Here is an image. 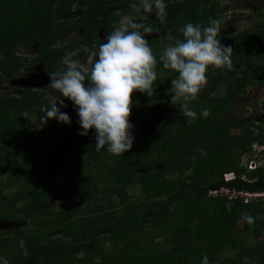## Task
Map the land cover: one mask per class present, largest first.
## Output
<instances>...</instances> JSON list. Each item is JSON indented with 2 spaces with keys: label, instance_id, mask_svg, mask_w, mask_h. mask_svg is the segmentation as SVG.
<instances>
[{
  "label": "trees",
  "instance_id": "16d2710c",
  "mask_svg": "<svg viewBox=\"0 0 264 264\" xmlns=\"http://www.w3.org/2000/svg\"><path fill=\"white\" fill-rule=\"evenodd\" d=\"M64 1L67 4L62 6L55 4L56 0H0V52L6 53V57L0 60V72L2 74L27 64L26 57H16L14 54V50L22 45L29 47L35 41H40L42 51L32 61L34 64L48 50L56 52L51 48L55 39L63 32L69 33L71 31V28H68L71 26H65L59 21L64 22L69 18H77L72 28L86 27L83 39L75 42L77 47L83 49L84 46L91 47L94 44L93 40L97 38L101 28H104L105 32H110L120 19L121 13L133 14V9L131 11L120 9L118 12H111L110 6L112 4H118L122 7L129 6L134 0ZM74 1H79L78 11H66V6L71 5ZM202 1L207 5L204 7H198L196 4L188 5V0L169 1V9L175 6L176 8L168 11L165 22L161 23L156 16L147 22L159 32L171 29L173 41H175L174 36L179 34L181 35L180 38L183 39L182 31H178V29L183 27L185 23L206 25L210 17L219 19L216 14L219 1ZM30 9L31 11H29ZM253 36L264 38V24L255 31ZM240 37L237 36V46L235 49L233 48L231 57L233 68L227 73H222L220 68L210 66L206 74V83L203 86L205 91L202 94L201 92L198 93L209 109L208 117L201 116L197 107L194 108L198 114L197 118L183 117L175 105L168 106V102L171 100L170 93L166 102L163 103L164 105H161L169 111H178V114L173 113L169 125H156L155 118L160 113L159 106L149 111L146 104L149 99L154 98L155 88L172 87L171 81L178 75L172 69H166L164 75L158 74V79L153 84L151 97L139 91L133 93L134 110L139 117L149 120V126L153 125L154 131L149 140L143 141L142 137L137 135L138 132L141 133V128L135 126L133 129L135 135L133 148L125 154L114 155L104 149L97 152L95 149V132L89 131L88 136L79 134L80 126L77 123L79 119L77 111L73 103L67 99V107L62 108V110L67 112L69 116L74 112L76 117L71 119V124L67 125V130L56 126L57 120L52 122L51 120L54 119H49L47 121L41 133L46 135L47 131H51L53 137L50 142H43L47 152L39 160H36L33 156L35 154H32L33 149L22 143V141H26L24 138L26 126L21 114L29 109H36L42 113L41 106L47 105L48 102L42 101L39 96L26 94L22 98L11 97L6 104L0 103V152L2 153L0 167L3 159L7 156L9 158L8 166L0 169V174H6L7 181L19 183L23 180L24 186L21 187H27L28 184L26 183L31 182L30 174L39 163L42 170L47 172L49 180L56 174H64L67 181L70 176L64 172L70 163L76 162V173L79 175L81 169L86 166L85 157H89L91 160H95L94 167L98 170L101 169V175L104 176L102 169H106V179L104 177L102 179L105 186L100 188L106 196L118 194L122 203L127 199L126 188L131 184H141L151 194L160 195L164 193L169 196L167 200H156L151 205L149 203L141 217L131 218L130 221L125 219L129 209H133L137 215V211L141 210L142 206L141 202L136 204L129 202L124 205L121 217H115L110 222H103L104 225L96 228L90 226L87 229L85 227L89 223L95 224L96 222L88 220L87 224L79 227L77 220L81 216L93 215L96 211H90V209L80 211V206L84 199L92 198L97 189L80 195V182L90 183L91 187V181L94 178L90 175L82 176L78 182L73 183L74 189L71 190H66L67 188L64 186H54L46 181L43 183L44 188L42 187L40 191L30 189L31 193L26 196V199L31 198V205H39L52 198H57L62 202L63 207L60 212L61 220L52 229L39 233L36 231L24 232L22 236L28 253L23 256L19 250V255L13 257L10 264H73L76 255L80 252H84L83 257L79 259L80 262L92 263L96 255L103 257V250L98 246L100 235L121 233L149 222L156 223L160 219V222L165 224L163 218L166 219L167 217H163V215L166 214L171 204H174L173 202L177 203L176 209H174L177 217H192L191 207L187 206L189 201L199 207L201 211L197 222L198 234L193 243L199 244V252L189 251L192 242L189 223L188 220L182 221L179 218L181 226L175 223L176 220L172 222V225L170 223L164 225V229L167 226L168 228L175 226L177 229L167 239V241L172 242V247L155 248L148 242L142 251L140 248L127 250L121 257L120 264H201V259L205 254L208 256L210 264H248L244 262L246 255L257 257L258 260L254 264H264V240L255 245H244V239L241 238L243 233L250 229L255 238L261 236L264 227V200L244 202L241 198L231 199L224 195H209V190L221 187L238 191H264V161L255 169H248L247 165L239 162L242 157L250 156L249 153L254 150L253 148L257 143L264 144V140L254 134V129H262V126L253 121L247 126L240 127L239 131L235 133L232 128L239 127V123H222L219 121L220 115L230 109L233 100L239 94L246 92L249 84L254 83L256 79L264 80L263 70L257 75L251 73L254 64H262L251 61L250 55L257 52L253 42L250 38ZM164 40H166L165 35L148 38L152 51L157 43ZM65 52V48H60L58 51L60 57L58 58L62 59ZM258 54L264 55V48L261 49L260 47ZM245 64L247 67L244 72H241L240 69ZM160 68L165 69L161 63H157V72ZM1 77L2 75H0V85L4 80ZM221 77L227 83L225 93L216 97L211 96L214 91H217L218 80ZM206 88L208 89L206 90ZM179 100L178 104L183 102L182 99ZM203 101L201 100V102ZM69 106L73 108L72 112L71 110L68 111ZM189 120H191L190 123H188ZM9 128L11 130H8ZM41 133L39 136L33 137L36 143H38ZM2 144L5 146L3 147ZM198 147L205 149V154L199 152ZM38 148L36 147V150ZM136 151L139 152V155L134 153ZM19 156L23 158L18 159ZM262 158L264 160V156ZM28 161L33 168L26 166ZM94 167L86 166V169L92 171ZM190 169H193L192 180L187 181L188 176H185V173ZM136 171H140L141 175H137ZM231 171L235 172L238 177L226 181L224 173ZM175 173L178 175L177 179L168 177ZM22 174L25 178H20ZM247 175L254 178H249L251 180L244 179L243 177ZM83 188L86 189L87 187L84 186ZM207 194L210 198H215L216 203L212 205V200L215 199L210 200L212 202H205L204 198ZM72 198L77 200L76 205L70 204L69 200ZM203 200L204 203H202ZM115 204H117L115 201H111L109 205ZM150 206L151 208H149ZM211 207H213L212 210ZM2 210L0 207V211ZM246 214L252 216V225L249 227V223L245 221L243 228L239 229L237 221L245 219ZM196 215L198 214L196 213ZM260 215L263 216L259 217ZM4 218L8 217L6 215L0 216V221ZM85 220H87L86 217L84 222ZM17 230L14 229L12 233H5L1 237L0 256L5 252L14 256L18 237L14 236L13 233L18 232ZM60 234L69 236V241L66 242L62 237H57ZM128 240H125L126 244L130 242V239ZM227 248H236L237 252L223 255V251Z\"/></svg>",
  "mask_w": 264,
  "mask_h": 264
},
{
  "label": "rangeland",
  "instance_id": "374dc122",
  "mask_svg": "<svg viewBox=\"0 0 264 264\" xmlns=\"http://www.w3.org/2000/svg\"><path fill=\"white\" fill-rule=\"evenodd\" d=\"M169 1H175V2H180L183 0H166V2ZM219 1V6L222 7L223 4L227 3L228 0H218ZM138 2V0H137ZM234 2V1H233ZM55 4H61L62 6L67 4L64 0H56ZM191 4H196L198 7H204L207 4L202 1V0H188V5ZM257 3L251 0H241V1H236L234 3H231L230 5L233 6H245L242 7V11H246L247 16L245 13H237L234 14L232 13L230 16L226 14V25L222 26L221 24V32L219 33L221 35V38H225L226 42L221 39L224 44H228L233 46V37L238 31H243L244 29H249L251 25H253L255 22L252 24V18L248 17V15H253L258 11V7L256 6ZM77 5H79V1H74L71 5L66 6V11H73ZM248 5V6H246ZM61 6V7H62ZM218 8L216 9V13H218ZM120 9L131 11V8L128 5L125 6H120L118 4H112L110 6V11L111 12H118ZM261 9V8H260ZM61 10V8H60ZM31 11V9L29 10ZM168 11V10H167ZM134 13V10L132 12ZM61 14V13H60ZM152 14H155L153 12ZM152 14H149V16H152ZM123 15H127L125 12L121 13V17ZM223 16V14H222ZM120 17V19H121ZM75 19L77 18H72V19H66V21L59 23H62L65 26H71L68 28H71V31L69 33H64L61 34L58 38L60 39H55L54 43L56 45H64L65 46V55L68 53L72 52L73 50L77 49V45L75 41H78L80 39H83V33L86 31V27H77V28H72L74 26ZM119 19V20H120ZM115 24L113 29L118 25V22ZM224 20V19H223ZM223 23V22H222ZM59 27V26H58ZM57 27V28H58ZM62 27V26H61ZM182 26L178 29V31L182 30ZM60 29V28H58ZM250 31V30H248ZM100 33H98L97 38L93 40V43H97V40L99 41ZM166 34V40H164L162 43H158L157 46H155V51L153 54L155 56L163 54L164 50L172 45L173 42L169 41V38L167 35L169 32L166 33H160V32H155L153 34H149L148 37H159L161 35ZM105 38V35H104ZM178 37L174 36V39L176 40ZM181 39V38H179ZM60 40V42H59ZM252 41V40H251ZM264 43V40H261ZM105 40L103 39V43ZM175 43V42H174ZM94 47H97V46ZM99 48V47H98ZM38 44L36 45H30L29 47L26 46H21L17 49L14 50V54L16 57H26L27 58V64L24 66H19L16 70H9L7 73L2 74L0 72V75H2L1 78H3V83L0 85V103L6 104L13 94L15 93V88L13 89L12 83L14 84V87L18 86L21 87L22 93L19 94L18 98H22L24 95H32V96H39L41 97L42 101L44 102H49V98L51 96L59 97V92L58 90H54L50 87V82L51 79H43L38 80L37 77L39 73H37V69L33 67H37V63L33 65L32 61L37 58L38 54ZM6 57V53L0 52V60ZM252 58V56H250ZM74 59H79L77 51L73 53ZM81 63L83 60L79 59ZM253 63H257L255 59L252 58L251 60ZM158 63L159 60H158ZM263 63V62H262ZM247 67V64L242 66L240 69L241 72H244ZM210 68V67H209ZM209 70V69H208ZM222 73L228 72L229 70L226 68H220ZM262 70L258 65H255L254 70L251 71L252 74ZM18 75L15 77H20L17 80L14 79V75ZM160 75H164L163 72L160 73ZM226 81L221 77L218 80L217 84V91H214L211 96H219L223 95L226 91ZM12 86V87H10ZM208 88H206L207 90ZM26 90V91H24ZM205 91V90H203ZM201 94L203 93L202 90L200 91ZM169 93V90L167 91H158L155 93V99L150 101L148 105V110L154 109L156 106L160 105L164 99L166 98L165 95ZM66 101L67 98L61 97ZM203 99H201L200 95H197L195 100H190L188 102L189 107L194 110L195 107L198 108V110L201 112L202 109L207 108V105L203 102ZM264 82L261 83L259 81H254V83H251L247 86L246 92L239 94V96L233 100L230 109L221 114L219 117V121L222 123H234L237 122L239 123V127L232 128L233 132H238L240 127L242 126H247L250 122H255L258 123L259 125L262 126V129H254V134L255 136L261 138L264 140ZM180 100L178 99L175 101L176 104H178ZM165 103V102H163ZM164 105V104H163ZM173 105L172 101L168 106ZM263 107V108H261ZM159 112L156 115V125H169L172 119L173 113L178 114V111H169L166 107H158ZM22 117L25 120L24 125L26 126V129L24 131V138L26 141H22V143L26 146H30L31 149H33V155L36 160H39L41 156H43L47 151L46 147H44L43 142H50L52 140V133L51 131H47L46 135L41 133V131L44 129V126L41 123V116L42 113H40L36 109H29L27 111L22 112ZM76 117V113L72 114L70 116L71 119ZM130 121L132 124L137 126V128H141V133L138 132L137 135L139 137H142L143 141L144 140H149L151 137V133H153L154 128L153 125L149 126V120L147 118H141L137 114L133 113L131 111L130 115ZM52 122L55 121L51 120ZM191 120L188 121L190 123ZM56 126L63 128L65 130L68 129L67 124L58 122ZM143 128V129H142ZM8 130H11L10 128ZM95 132L94 129L90 130ZM41 133V137L39 138L38 143L35 142V139L33 137L39 136ZM141 134H143L141 136ZM137 144L138 141H136ZM258 142V141H257ZM4 147L5 144H2ZM36 147H39L36 150ZM264 148V144L257 143L254 146V150L249 153L250 156H244L242 159L239 160V162L243 165H245L250 158H255L259 163H263V152H260ZM199 152L202 154H205V149L199 148ZM74 153H76L74 151ZM135 154L139 155V152H134ZM0 156H2V153L0 152ZM22 156H19L18 159H22ZM86 166L89 167H94L95 160H91L89 157H85ZM9 163V158L8 156L3 159L2 166L0 169L6 168ZM39 163V162H38ZM27 167L31 166L30 162H27ZM86 166H84L79 175L76 173L77 170V164L75 161H72L67 167V170L64 173H67L70 178L66 181L65 180V175L64 174H56L50 178V180L47 178V172L45 170H42V167L40 163L36 166V168L32 171L30 174L31 182L26 183L28 184L27 187L22 188L21 186L23 185L22 181L19 183H14L13 181L6 180V174H0V190L2 197L0 198V207L3 209L0 211V216L6 215L8 218H4L2 221H0V240L1 237L5 233H12L14 229H18L16 233H13L14 236L18 237V245L17 247L14 248V253L12 255H9L5 252V254L1 255L6 257L10 262L13 260V257H16L19 255V250L23 256L27 255V249L24 244V237L22 234L24 232H32L36 231L37 233L41 231H45L47 229H52L56 224H59V221L61 220L60 217V212L62 210V202L58 200L57 198H52L50 200L45 201L44 203H41L39 205H31V198H27L31 191L30 189H34V191H40L42 189L43 183L46 181H49L52 185L54 186H64L68 189H74L72 187L73 183L78 182L82 176H89L94 178L93 181H91V187L90 183L87 182H80V191L79 194H84L87 193L88 191H93L94 196L89 199H84L82 201V205L80 206V211L90 209V211H96L95 214H91L88 216H81L77 222L79 227L84 226L85 224L88 223V220L96 222L95 224L89 223L87 227H93L96 228L97 226L104 225L103 222H110L112 221L115 217H121L122 216V210L124 208V205H127L129 202L131 203H138L141 202L142 209L137 211V215H135L134 210L129 209L130 211L127 212L125 219H129L128 221L132 220L131 218L135 217H141L144 211L148 208V205L152 202L155 203V201L159 200H167L169 196L167 194H160L157 195L151 194L148 189H144L143 185L141 184H131L127 186L126 188V196L127 199H125L121 203V198L119 197L118 194H112L109 196L104 195V193L100 190L101 187L105 186L104 182L102 181L103 177L106 179V169H102L104 171V176L101 175L100 170L97 168H93L92 171H89L86 169ZM246 166V165H245ZM28 167V168H29ZM30 167V168H31ZM86 169V170H85ZM193 169L187 170L185 173V176L187 177V181H191V173ZM137 175H141L140 171H136ZM21 173V172H20ZM170 179H177L178 175L171 174L168 176ZM20 178H25V176L22 174ZM252 177H249L248 175L246 176V179H249ZM254 178V177H253ZM252 178V179H253ZM3 182V183H2ZM106 182V181H105ZM24 186V185H23ZM87 187L84 189L83 187ZM104 188V187H103ZM84 191V192H83ZM215 198H210V196L207 194L204 198L205 202H212V205L216 203V199L212 200ZM204 200L202 203H204ZM212 200V201H210ZM111 201H115L117 204L111 206L109 205ZM71 205H76L77 200L75 198H72V200H69ZM174 204H171V206L167 209L166 214L163 215V217H167L166 219L163 218L165 221V224H162L160 220H158L156 223L149 222L144 224L143 226H138L131 228L127 231L123 232H115V233H104L98 237V246L101 247L103 250V257L96 255L94 262H80L79 259L83 257L84 252H80L76 255L75 262L73 264H120V260H122V256L126 253L127 250L130 249H142L145 248L148 242L155 247V248H165V247H172L173 245L171 244L172 242L167 241V239L174 233V230L176 229L175 226L171 228L164 229V225L170 223L172 225V222L176 220V224L181 226V221H186L188 220L189 223V231H190V237L192 239L191 242V247H189V251L193 252H199L200 246L199 244H193L194 240L198 234V227H197V222L199 220L198 217H200V210L199 207L194 205L191 201L187 202V206L191 207V212L193 213L192 217H177L175 214L176 205L175 202ZM201 203V204H202ZM207 204V203H206ZM139 206V207H141ZM151 208V206L149 207ZM95 209V210H94ZM213 207H211V210ZM196 213L199 215H196ZM82 215L81 213H79ZM175 214V216H174ZM91 216V217H90ZM263 215H260L259 217H262ZM85 222H84V219ZM248 217H252L249 214L245 215V219H239L237 221V227L239 229H242L244 226L245 221H247L249 224V227H251V222H249ZM180 218V219H179ZM252 221V220H251ZM161 224V225H160ZM250 229V228H249ZM177 230V229H176ZM21 235V236H20ZM57 237H62V239H65L64 241L68 242L69 241V236H64L63 234H60ZM241 238L244 239V245H255L259 241L264 240V227L262 229L261 236L259 238H255L253 235L252 230L250 229L246 233H243ZM130 239V242L126 244L125 240L127 241ZM166 239V241H165ZM129 241V240H128ZM237 252V249L232 248V249H225L223 251V255L227 254H235ZM12 256V257H11ZM257 257H251L246 255L244 257V262L248 264H254L257 261Z\"/></svg>",
  "mask_w": 264,
  "mask_h": 264
},
{
  "label": "clouds",
  "instance_id": "9594fccd",
  "mask_svg": "<svg viewBox=\"0 0 264 264\" xmlns=\"http://www.w3.org/2000/svg\"><path fill=\"white\" fill-rule=\"evenodd\" d=\"M129 7L135 14L123 15L119 26L105 36V42L98 50L90 52L85 63L72 58V53L65 55L62 60L64 69L50 74V87L58 90L60 95L51 96L48 104L41 106L43 125L49 119L70 125L69 114L62 110L67 104L61 97L70 100L79 117V134L88 136L94 129L96 151L104 149L114 155L125 154L133 148L134 125L129 119L133 93L139 91L151 97L153 84L158 79V60L148 42V35L158 30L142 21L155 12L156 18L163 23L170 11H167L166 0H134ZM221 24L220 19L211 17L207 25L185 23L181 30L183 39L177 38L159 56L163 68L175 70L178 74L172 79L169 91L172 103L185 118H197V112L189 107L188 102L196 99L206 83L209 67L233 68V48L218 38ZM178 99L183 102L176 104ZM209 114L207 108L200 112L203 117ZM260 152L264 156V148ZM259 164L255 158H250L245 165L248 169H255ZM229 173H234L235 177L226 179ZM237 177L232 171L224 173L226 181ZM248 220L251 222L252 218L248 217ZM0 264H10V261L0 256ZM201 264H210L206 254Z\"/></svg>",
  "mask_w": 264,
  "mask_h": 264
},
{
  "label": "flooded vegetation",
  "instance_id": "af4514ba",
  "mask_svg": "<svg viewBox=\"0 0 264 264\" xmlns=\"http://www.w3.org/2000/svg\"><path fill=\"white\" fill-rule=\"evenodd\" d=\"M236 2V1H241V0H228L227 1V3H225V4H223L222 5V7H220L219 6V11H218V13H216L217 14V16H219V19L223 22L222 23V26H225L226 25V20L227 19H225L226 18V14L227 15H231L232 13H234V14H236L237 15V13H245L246 14V16H247V13H246V11H242L243 9H241L242 7H245V6H231L230 4L231 3H234V2ZM251 1H254L255 3H257L256 4V6L258 7V11L255 13V14H253V15H248V17H251L252 18V24H253V22H255L253 25H251L250 26V28L249 29H244L243 31H238V32H236V34L234 35V37H233V40H232V42H233V46H232V48H236L235 46H237V36H241L240 38H245V39H247V38H250V40H252V42H253V44H254V48L256 49V51L257 52H255V53H253V55H250V56H252V58L253 59H255V61L256 62H263L261 65L260 64H254L253 65V67H252V69H251V71L252 70H254V68H255V65H258L263 71H264V68H263V64H264V55L262 54V55H260V54H258V52H259V48L261 47V49H263L264 48V43L261 41V40H264V38H261V37H255V36H253V34L255 33V31L260 27V26H263V24H264V0H251ZM169 4V2L167 1V5ZM178 6V5H177ZM246 6H248V5H246ZM78 5H77V7L73 10L74 12H76V11H78ZM176 8V6L175 7H172V8H170L169 9V7H167V10H173V9H175ZM261 8V9H260ZM222 14H223V16H222ZM77 16H78V14H77ZM153 17H155V14H152V16H149V19H151V18H153ZM149 19H147V20H144V21H142V22H145V23H148L147 21L149 20ZM224 19V20H223ZM208 24V23H207ZM206 24V25H207ZM114 29L112 28V30L110 31V32H105V30H104V28H101L100 30H99V32L98 33H100L99 34V36H100V39H99V41L97 40V45H96V43H94L91 47H87V46H84V48L82 49L81 47H77V49L76 50H73L72 52H70V53H75L76 51H77V53H78V57H79V59H81V60H83V62L82 63H85L86 62V60H87V57H88V55L90 54V52L92 51V50H94V49H97L98 50V47H99V45L100 44H102L103 43V39H104V35L105 36H107V35H109V34H111L112 33V31H113ZM248 30H250V31H248ZM155 32H159V31H155ZM155 32H153V33H155ZM166 32H169V34L167 35V37L169 38V41L170 42H173L172 43V45L174 44V42L175 41H173L172 39H173V35H171V29H168L167 31H165V32H160V33H166ZM152 33V34H153ZM165 36H166V34H164ZM180 35V34H179ZM179 35H175V36H179ZM181 37V35L178 37V38H180ZM148 38H150V37H148ZM219 38L220 39H222L223 41H225L226 42V40H225V38H221V35L219 34ZM57 39H60V38H57ZM59 42H60V40H59ZM76 42V41H75ZM160 43H162V41H160ZM222 43H224V42H222ZM36 44H38V54H37V57H38V55H39V53H40V51H42L41 50V43H40V41H35V43H33V44H31V45H36ZM158 44V43H157ZM97 46V47H94V46ZM51 48H53L52 50H56V52L55 51H47L46 53H43L42 54V58H39L38 60H36V62H35V64L37 63V67H33L34 68V72L33 73H35V69H37V73H39V75H38V77H37V79L38 80H43V79H51V77H50V74L51 73H53V72H56V71H60V70H63L64 69V65L62 64V60H63V58L65 57V55L62 57V59H59L58 57H60V53H58V51L60 50V48H65V46L64 45H59V43H58V45H56L54 42H53V44H52V47ZM64 50V49H63ZM155 51V49H153V52ZM50 52H53V53H50ZM69 54V53H68ZM160 55H162V54H160ZM160 55H157L156 57H159ZM56 58V60H53V59H55ZM248 58V57H247ZM34 63H33V65H35ZM244 66V65H243ZM242 68V67H241ZM262 70H260V71H262ZM165 71H166V69H159V71H158V74L160 75V73L161 72H163L164 74H165ZM260 71H258V72H256V73H254L255 75H257ZM264 73V72H263ZM15 76H18V75H14V79H18V78H20V77H15ZM255 81H259V82H261V83H263L264 82V80H258V79H256ZM12 86H13V89L15 88V93H12L13 95L12 96H15V97H18L19 96V94L20 93H22V91H21V87H18V86H16V87H14V84L12 83ZM12 86H10V87H12ZM203 86L204 85H202V87H201V90H202V92H204L203 90ZM171 88H164V87H159V88H155V90H154V98L153 99H149L148 101H147V104H146V108H148V105H149V103H150V101H152V100H154L155 99V93L156 92H160V91H167V90H170ZM24 91H26V90H24ZM138 92V91H137ZM170 94V91H169V93L167 94V95H165V97L167 98V96ZM166 98L164 99V101L163 102H166ZM67 100V99H66ZM163 102L161 103L162 105H163ZM170 102H171V100H170ZM170 102H168V104H170ZM264 102V101H263ZM65 103H67V101H65ZM160 104V105H161ZM160 105H158L159 107H161ZM170 106H174V104L173 105H170ZM157 107V106H156ZM261 108H263V107H261ZM71 110V112H72V110H73V108L71 107V106H69L68 107V111H70ZM132 112L133 113H135V114H137L138 115V113L134 110V107H132ZM72 114H74V112H72L71 114H70V116L72 115ZM139 116V115H138ZM170 124V123H169Z\"/></svg>",
  "mask_w": 264,
  "mask_h": 264
},
{
  "label": "built area",
  "instance_id": "2783aa9c",
  "mask_svg": "<svg viewBox=\"0 0 264 264\" xmlns=\"http://www.w3.org/2000/svg\"><path fill=\"white\" fill-rule=\"evenodd\" d=\"M235 177L234 173H229L226 175V179H230ZM244 179H246V177H243ZM209 195H213V196H219V195H224L226 197L229 198H242L244 199L245 202H249L253 199H258V198H262L264 199V192H248V191H244V190H233L230 189L228 187H221L218 189H211L209 191Z\"/></svg>",
  "mask_w": 264,
  "mask_h": 264
}]
</instances>
